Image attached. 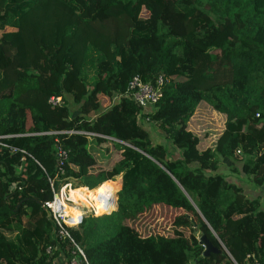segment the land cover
I'll return each instance as SVG.
<instances>
[{"label":"trees","instance_id":"16d2710c","mask_svg":"<svg viewBox=\"0 0 264 264\" xmlns=\"http://www.w3.org/2000/svg\"><path fill=\"white\" fill-rule=\"evenodd\" d=\"M158 76L151 112L123 95ZM0 136V264L68 256L43 203L70 183L100 210L116 177L115 209L68 228L89 264H264L261 199L212 172L236 160L264 186V0H0ZM155 207L167 233L140 235Z\"/></svg>","mask_w":264,"mask_h":264},{"label":"built area","instance_id":"2783aa9c","mask_svg":"<svg viewBox=\"0 0 264 264\" xmlns=\"http://www.w3.org/2000/svg\"><path fill=\"white\" fill-rule=\"evenodd\" d=\"M162 77L158 76L153 83H143L137 77H133L129 83L126 91L123 93L124 96L130 97L142 111L145 110L146 106H152L158 100L161 95V85H162ZM48 103L54 105L59 103V98L50 97L48 98ZM257 116V114H256ZM147 119V118H146ZM5 136H0V139ZM112 139L116 142L118 140L114 138ZM0 145L2 143L0 142ZM57 156H64L63 150L60 148L57 149ZM52 190V183H49ZM77 188H71L70 183H64L61 185L56 191L52 190V197L50 200L43 203V208L46 210L48 216L53 222L54 229L52 230V234L57 239L67 238L72 243V248L69 250V255H62L59 259V263L54 264H89L84 253L80 249V247L73 242L71 239L68 228L76 226L80 224L84 215L91 214L93 216L99 214H108L106 209L110 204H113L114 196L105 195L101 199V205L103 206L100 211H97V208L92 206L85 201L73 200L70 196V192ZM85 190H87L85 188ZM70 210L74 211L73 213ZM59 250L58 244L53 246H47L45 252L49 255L52 254V250ZM53 264V263H49ZM253 264H257L254 262Z\"/></svg>","mask_w":264,"mask_h":264},{"label":"rangeland","instance_id":"374dc122","mask_svg":"<svg viewBox=\"0 0 264 264\" xmlns=\"http://www.w3.org/2000/svg\"><path fill=\"white\" fill-rule=\"evenodd\" d=\"M114 99V98H113ZM65 100H67L68 102V106H69V110L71 115H74L78 112L77 110V105H75L71 99L65 95ZM105 104V101H104ZM153 106V105H152ZM144 120L139 121L140 124H144L142 123ZM148 122V121H146ZM215 121H212V127H215L213 129V131H211V133L216 134L218 131V124L215 125ZM220 124V123H219ZM195 126V125H194ZM146 128L150 134V140L152 143H163L164 145L167 146L168 149V153H169V157H176L178 155V150L175 149V147L171 146L170 141L164 136V134L159 131L155 125L153 123H148V125H146ZM201 128V126L199 127V129ZM208 129V127L206 128ZM112 160V159H111ZM118 177H116L115 179L117 180ZM116 180H110V182H108L107 184H103L102 186H107L108 190L110 192V194L112 193L113 196L115 194V191L118 188V182ZM85 190V188H84ZM92 191L90 190H85V194L90 197L92 196ZM115 198V197H114ZM112 208H110L107 212H110L112 210L115 209V205L112 204L111 205ZM161 213V214H160ZM173 215V211L169 210V209H162L161 211L159 210H154L153 212H151V214L146 213L145 216H143L142 218L138 219L137 221L134 222V227L140 232V235H147V233L150 232H159L160 234H166V228L167 226H169V223L171 221V217ZM57 259V258H56ZM56 263H59V259L57 260Z\"/></svg>","mask_w":264,"mask_h":264},{"label":"crops","instance_id":"0c3cea01","mask_svg":"<svg viewBox=\"0 0 264 264\" xmlns=\"http://www.w3.org/2000/svg\"><path fill=\"white\" fill-rule=\"evenodd\" d=\"M152 107L146 106L145 110L142 112H151ZM145 120L146 118L140 117L138 121ZM142 127L146 128L145 126L141 125ZM147 130V128H146ZM148 131V130H147ZM241 163L239 161H234L231 159L222 158L220 165L216 168V170L212 171L213 173H219L224 176V178L239 188H241L243 194L246 195L248 198H255L259 197L261 199L260 206L264 208V186H256L253 184L249 177L244 175V173L241 172ZM108 183V182H107ZM106 184V183H105ZM153 209H158V207H155ZM161 214V213H160ZM189 264H197L196 262H192Z\"/></svg>","mask_w":264,"mask_h":264},{"label":"water","instance_id":"95a60500","mask_svg":"<svg viewBox=\"0 0 264 264\" xmlns=\"http://www.w3.org/2000/svg\"><path fill=\"white\" fill-rule=\"evenodd\" d=\"M113 204L115 205V200H113ZM194 234L197 237L198 240V244H200L203 247L201 256H207L210 253H215L218 250L216 248H214L211 243L204 237V235H202L201 233L194 231Z\"/></svg>","mask_w":264,"mask_h":264},{"label":"bare ground","instance_id":"6f19581e","mask_svg":"<svg viewBox=\"0 0 264 264\" xmlns=\"http://www.w3.org/2000/svg\"><path fill=\"white\" fill-rule=\"evenodd\" d=\"M107 184V183H106ZM70 196H71V192H70ZM80 200H82V197H80L79 198ZM86 203H89V204H91L92 206H93V204L92 203H90V202H88L87 201V199L86 200H84ZM112 204H110L109 206H111ZM103 206L102 205H100V210H101V208H102ZM112 207V206H111ZM99 209L97 210V211H100ZM103 210H106L107 211V209H103ZM70 212L71 213H73L74 211H72V210H70Z\"/></svg>","mask_w":264,"mask_h":264},{"label":"clouds","instance_id":"9594fccd","mask_svg":"<svg viewBox=\"0 0 264 264\" xmlns=\"http://www.w3.org/2000/svg\"><path fill=\"white\" fill-rule=\"evenodd\" d=\"M83 188V187H82ZM114 200H115V198H114Z\"/></svg>","mask_w":264,"mask_h":264}]
</instances>
